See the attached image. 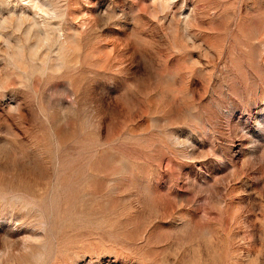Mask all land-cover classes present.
Wrapping results in <instances>:
<instances>
[{"label": "rangeland", "instance_id": "obj_1", "mask_svg": "<svg viewBox=\"0 0 264 264\" xmlns=\"http://www.w3.org/2000/svg\"><path fill=\"white\" fill-rule=\"evenodd\" d=\"M0 264H264V0H0Z\"/></svg>", "mask_w": 264, "mask_h": 264}, {"label": "bare ground", "instance_id": "obj_2", "mask_svg": "<svg viewBox=\"0 0 264 264\" xmlns=\"http://www.w3.org/2000/svg\"><path fill=\"white\" fill-rule=\"evenodd\" d=\"M164 1H168V0H164Z\"/></svg>", "mask_w": 264, "mask_h": 264}]
</instances>
